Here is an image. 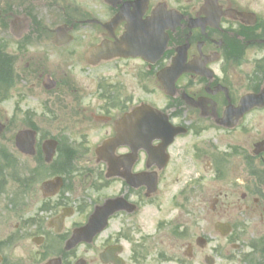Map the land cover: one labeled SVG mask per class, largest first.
Here are the masks:
<instances>
[{
	"label": "flooded vegetation",
	"instance_id": "1",
	"mask_svg": "<svg viewBox=\"0 0 264 264\" xmlns=\"http://www.w3.org/2000/svg\"><path fill=\"white\" fill-rule=\"evenodd\" d=\"M100 47L106 60L87 58ZM46 57L84 61L93 69L101 61L102 80L93 84L95 76L93 87L75 86L64 80V70L55 80L45 73ZM173 68L177 71L171 75L179 76L166 94L158 75ZM57 90L52 102L47 93ZM158 91L161 105L151 100ZM63 96L71 99L79 125L105 131L102 143L139 108L159 112L185 135L166 150L162 170L159 161H149L140 148L133 155L128 146L114 152L118 164L95 158L94 166L75 170L68 167L70 157L83 146L89 157V133L80 129L76 146L64 143L62 148L63 138L42 131L46 118L55 117L51 106L62 109ZM246 98L254 106L244 103ZM227 108L231 130L218 124ZM254 115L264 124V0H0V264H264V247L236 244L254 217L264 219V129ZM206 124L232 138L209 157L193 150V161L203 160V168L212 171L214 186L229 182L217 197L206 191L202 176L177 188L163 180L176 141L205 132ZM258 130L255 142L243 141L254 139ZM25 133L20 152L16 139ZM48 140L57 143L49 165L42 151ZM60 162H66L68 177L42 181L35 196L30 184ZM75 174L88 180L85 188L84 183L69 186L67 179ZM143 174H157L153 193L136 179ZM55 178L63 180L62 188L44 198L41 186ZM78 195L86 200L78 203ZM101 208V230L86 245L65 249ZM81 211L87 216L77 224L72 219ZM149 212L167 215L149 224L150 233L139 223ZM210 240L213 246L207 249Z\"/></svg>",
	"mask_w": 264,
	"mask_h": 264
},
{
	"label": "rangeland",
	"instance_id": "2",
	"mask_svg": "<svg viewBox=\"0 0 264 264\" xmlns=\"http://www.w3.org/2000/svg\"><path fill=\"white\" fill-rule=\"evenodd\" d=\"M71 66V67H70ZM72 68L71 70L68 68ZM44 68H45V73L47 71H50V75L53 79L57 80L60 77L57 76V72L59 70H64L67 74V78L69 80L73 81V84L75 86H92L95 83L101 82L103 73V67L102 65H98L95 69L90 68L87 66V64L84 61L81 62H60L56 59L46 57L44 61ZM48 74V73H47ZM95 76H99V78H96L92 84V79ZM62 78V77H61ZM58 87V86H57ZM60 90L57 91H51L50 93H47L49 97L54 99L53 93L58 94ZM71 99L62 97L61 101L63 104L62 109H59L58 106L55 108L51 106L54 112V116L52 117L49 115L48 118H46V121L44 125L42 126V131L47 134L48 137L51 138H63L64 141L61 142V147L63 146V143L66 142V144L69 145H74L77 144V141L79 140V136L77 134L81 133L78 132L80 129H83L85 132L89 133V139H87L85 145L88 150L91 151L89 157L85 158L84 153V146L80 148V152L75 155L71 156V164L68 163V167H73L75 170L77 168L80 169V167H89V166H94L95 165V157H93L92 152L96 147H98L104 138L105 131L100 130V128L97 129L95 128V124L93 125V128L88 130L89 128H85L84 125H79L80 120L76 118L75 116L72 115V110H74L73 105L70 104ZM152 101L157 102V104H163L164 100L162 99V96L160 92L158 91L156 98H152ZM48 102V100H47ZM53 102V101H52ZM49 107V106H48ZM188 117H190L188 115ZM255 118V123L259 126L260 129H264V124L258 123L256 121V118H258L257 115L253 116ZM261 117V115H259ZM54 118V119H52ZM81 123V122H80ZM206 128V131L203 133L196 132L197 134L191 133L190 135H186L183 138H179L173 149L171 150V155L173 156L172 160V166L170 170L167 171V174H165V179L164 181H168L172 184L173 188L180 187L183 183L190 181V180H195L198 179L199 177H204V182L206 183V191H209V194H213L217 197V194L220 192H225L229 189L228 185L229 182L223 181V184H220V187L214 186L211 181L214 182V179H212L213 173L211 170H209L207 167L203 168V160L198 161H193V150L195 148H198L197 154H199L200 157H202L203 154L209 157L211 153H214V150L216 151H221L224 149L225 145L231 143L230 136L222 134L216 127L214 126H208L206 124L203 126ZM83 132V131H82ZM260 131L254 132V139L248 140L246 138L243 139L245 143H250L251 141L255 140L258 138ZM235 138V137H234ZM233 138V139H234ZM233 142V141H232ZM66 147V146H65ZM64 148V146L62 147ZM88 153V152H87ZM198 158V155H197ZM89 159H91L90 162H87ZM193 161V162H192ZM66 169V162H60L57 166L50 168V170H46L45 172L41 173L39 177L35 179L36 183H31L30 188L35 190V196L38 197V194L36 193L39 187V184L46 180V179H51L56 176H67L64 172ZM78 174L73 175V180L67 179L69 182V186L72 185H81L84 183L83 187L85 188V185L88 183V180L83 179V174L79 176V178L76 179V176ZM85 176V175H84ZM68 177V176H67ZM77 187L74 189L76 190ZM86 190V189H85ZM211 191V192H210ZM214 191V192H212ZM223 196V195H222ZM73 197V195H71ZM77 199L75 201H81V200H86L85 195L80 196L78 195L76 197ZM86 204H88L87 201H85ZM79 203V202H78ZM211 203H206V208L207 210L210 209ZM85 206V205H83ZM81 207V209H85ZM171 215V214H170ZM169 215V216H170ZM86 211H81L79 215L74 217L72 219L75 223L80 224L81 222H84L86 219ZM167 215H154L152 212L143 213L142 216L139 219V223L146 228V232H152V228H148L149 224L152 222V224L156 221L158 218H166ZM210 217V216H209ZM8 222L3 223V229L7 228ZM157 236V234L155 235ZM257 240H262L264 241V219L261 222L258 217H254L252 224H251V229L244 233V235L241 237L239 242H237V245H240L242 249H263L264 244L261 246H256L254 243ZM212 241L210 240L209 246L207 249H211L213 244H211ZM220 244V243H219ZM87 247H81L79 249H86ZM222 249H226L223 248Z\"/></svg>",
	"mask_w": 264,
	"mask_h": 264
},
{
	"label": "water",
	"instance_id": "3",
	"mask_svg": "<svg viewBox=\"0 0 264 264\" xmlns=\"http://www.w3.org/2000/svg\"><path fill=\"white\" fill-rule=\"evenodd\" d=\"M104 57V50L102 47L96 48L92 50L87 58L93 59L98 58L101 60ZM176 69H171L170 72L166 71L163 75L159 76L158 81L160 86L163 88L166 94H170L169 92L173 91L174 82L176 80L175 75H171V73H175ZM48 85V83H46ZM51 88L54 87V84L51 83ZM48 86V87H50ZM49 88V89H51ZM253 102L252 98H246L244 103H249V106H254L251 103ZM251 107H248L250 109ZM155 112L149 109H138L135 110L132 114L128 115L126 118H123L119 123L115 126L116 136L107 142H104L101 147L96 150V156L98 161H106L110 159V156L113 157V151L121 146H129L131 150L134 152L139 144L140 148L147 151L150 156H154L155 151L150 150L148 147L155 140V136L159 138L160 141L163 142V146L160 152H163L173 141V139L181 134L180 131L171 128H163L162 123L156 119ZM231 114L228 116L227 121H230ZM225 126L231 128L228 123H225ZM140 134V141L134 140L137 135ZM30 135V148L33 146V134ZM27 133L21 134L16 140L17 145L20 150H22V145L27 141L26 139ZM56 149V143L52 141L45 142L42 146V150L45 154L46 162L49 163L54 155ZM159 152V154H160ZM154 183V182H153ZM62 186V182L60 179H54L51 182H47L41 186V192L43 197H52L54 196L59 188ZM151 190L153 187L150 188ZM98 214H101L99 217H96L92 220L91 223L87 224L85 227L75 231L70 238V240L66 244L67 250L75 248L77 245L81 243H88L89 240L99 232L97 229L99 227L98 224L103 220L104 210L103 208L99 209ZM102 224V223H101ZM199 244L201 241H198Z\"/></svg>",
	"mask_w": 264,
	"mask_h": 264
}]
</instances>
